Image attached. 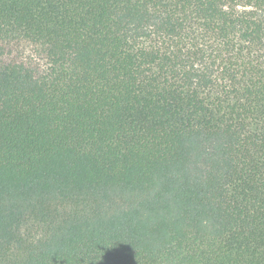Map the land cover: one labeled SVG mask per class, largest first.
Segmentation results:
<instances>
[{"label":"trees","instance_id":"trees-1","mask_svg":"<svg viewBox=\"0 0 264 264\" xmlns=\"http://www.w3.org/2000/svg\"><path fill=\"white\" fill-rule=\"evenodd\" d=\"M0 264H264V0H0Z\"/></svg>","mask_w":264,"mask_h":264}]
</instances>
